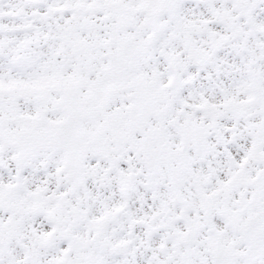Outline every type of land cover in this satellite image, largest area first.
Listing matches in <instances>:
<instances>
[{
	"label": "snow or ice",
	"instance_id": "obj_1",
	"mask_svg": "<svg viewBox=\"0 0 264 264\" xmlns=\"http://www.w3.org/2000/svg\"><path fill=\"white\" fill-rule=\"evenodd\" d=\"M0 264H264V0H0Z\"/></svg>",
	"mask_w": 264,
	"mask_h": 264
}]
</instances>
